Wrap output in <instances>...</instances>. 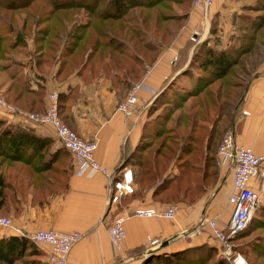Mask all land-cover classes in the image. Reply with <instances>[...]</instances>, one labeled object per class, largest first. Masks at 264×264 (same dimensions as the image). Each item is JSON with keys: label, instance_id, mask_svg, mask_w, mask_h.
Wrapping results in <instances>:
<instances>
[{"label": "trees", "instance_id": "16d2710c", "mask_svg": "<svg viewBox=\"0 0 264 264\" xmlns=\"http://www.w3.org/2000/svg\"><path fill=\"white\" fill-rule=\"evenodd\" d=\"M188 2L0 0V70L8 71L5 90L10 103L26 111L44 109L42 84L37 82L31 88L22 80L23 58L18 57L25 56L40 74L54 64L56 75L74 69L93 74L101 70L112 87L121 86L127 92L130 81L139 78L157 53L156 44L147 35L165 43L171 27L176 30L183 19ZM250 9L258 13L241 14L238 20H243L244 26L238 27L237 35L224 46L215 35L210 44L207 40L195 43L185 68L151 101L137 142L123 161L132 167L136 185L129 194L141 195L151 189L154 200L192 203L215 182L217 167L208 165L207 153L219 134L216 126L230 125L229 109L235 113L240 106L246 59L256 51L264 53V0H257ZM27 36H31V52L25 50ZM231 73L243 83L239 95V83L227 79ZM63 99L58 94L61 119ZM163 107L169 113L159 116L155 111ZM51 144L49 136L36 135L30 128L0 118V215L17 207V197L28 190L40 202L38 197L67 189L73 167L70 153L62 146L49 151ZM170 167L175 173H167ZM203 250L214 252L199 244L169 253H150L145 262L198 264ZM259 251L264 257V248ZM39 254L25 236L0 237V264H43ZM216 262L210 258L208 264Z\"/></svg>", "mask_w": 264, "mask_h": 264}, {"label": "crops", "instance_id": "0c3cea01", "mask_svg": "<svg viewBox=\"0 0 264 264\" xmlns=\"http://www.w3.org/2000/svg\"><path fill=\"white\" fill-rule=\"evenodd\" d=\"M256 1L212 0L205 15L201 7H192L188 2L183 11V19L176 30L171 27L165 43L159 44L156 37L147 35L156 44L157 53L139 78L130 81V84L142 81L152 91H137L138 101L129 115L116 109L126 89L121 86L112 87L101 70L93 74L89 70L74 69L69 74L56 75L54 64L40 74L34 64L24 58L20 71L22 80H26L31 88H35L37 82L42 84L43 108L47 93L56 89L57 95L64 96L61 108L64 122L82 138L96 140L95 159L113 171L116 178L126 169L133 176L132 167L123 161L137 142L147 108L153 98L185 68L195 43L208 39L212 34V26L215 28L214 35L224 46L231 36L237 35L238 17L243 13H251L253 10L250 8ZM248 61L242 74L245 84L240 106L235 113L229 111L227 116L231 124L228 126L233 131L237 144L259 153L264 146V53L256 51L249 56ZM9 105L21 110L12 103ZM242 111L247 114H242ZM0 118L8 123L30 128L36 135L52 138L49 151H55L61 146L48 125L24 122L20 117L7 112H1ZM68 157L72 164L71 155L68 154ZM175 171L174 167L167 169V173ZM223 175L217 169L215 182L192 203L154 200L149 189L141 195L124 194L116 204L111 205L105 174L87 169L80 175H75L72 167L65 191L38 197L40 202L35 199L31 190L26 191L23 197L18 196V208L10 207L4 213L10 218L11 225L0 229V237H27L35 229H75L81 232V237L67 254L66 264H135L150 253H169L204 243L216 245L208 237L205 223L201 224L205 231L197 230L198 227L201 228L197 223L200 218H227L229 207L226 204V194L230 188V174L227 173L225 179ZM27 179L28 177L25 178ZM135 188L133 182V190ZM169 203L178 204V210L171 219L131 215L132 209L139 205L161 208ZM116 214L124 216L125 236L120 249L113 254L107 227ZM146 236L158 238L159 245L151 249L145 243ZM32 244L40 252L38 259L46 264L49 247L46 244Z\"/></svg>", "mask_w": 264, "mask_h": 264}, {"label": "built area", "instance_id": "2783aa9c", "mask_svg": "<svg viewBox=\"0 0 264 264\" xmlns=\"http://www.w3.org/2000/svg\"><path fill=\"white\" fill-rule=\"evenodd\" d=\"M211 2L212 0H190V5L201 7L205 15ZM139 89L152 91L142 81L134 82L117 104L116 109L125 115L131 114L138 101L137 91ZM57 97V90H50L46 95V104L42 111L15 109L6 104L1 97L0 107L6 108L9 114L20 117L24 122L48 125L53 130L58 143L70 153L73 174L80 175L87 169L105 174L108 178L109 204H116L122 195L129 194L133 190L130 170H123L120 177L116 178L113 171L100 164L94 157L96 140L82 138L59 117ZM242 114L245 115L247 112L242 111ZM215 163L220 171L230 174V188L226 194V204L229 207L228 216L226 220L200 218V221L208 227V237L215 241L220 250L228 237L246 226L258 207L261 192L264 191V146L259 153H255L249 147L237 144L234 141L233 131L228 128L223 132L217 144ZM177 210V203H169L161 208L139 205L132 209L131 215L142 218L171 219ZM123 220L124 216L116 214L107 227V236L113 254L118 252L125 236ZM10 225V218L0 215V228ZM26 236L35 244H46L49 247L45 258L46 264H66V256L73 244L80 239L81 232L75 229H35ZM145 243L152 249L159 245L160 240L146 236ZM220 255L226 257L224 248L220 250Z\"/></svg>", "mask_w": 264, "mask_h": 264}, {"label": "rangeland", "instance_id": "374dc122", "mask_svg": "<svg viewBox=\"0 0 264 264\" xmlns=\"http://www.w3.org/2000/svg\"><path fill=\"white\" fill-rule=\"evenodd\" d=\"M255 13H258V12L252 11L250 14H255ZM204 22H206V20ZM212 24H211V26H212ZM244 24H245V22L243 20L242 21L237 20V27H236L237 30H238V27H240V26L243 27ZM214 30H215V28L212 26L211 27L212 34H211V36H209L208 39H206L209 42L208 44H210L214 38ZM236 32L238 33V31H236ZM250 32L251 31H249V33ZM254 34H255V32H254ZM30 37L31 36H27L25 39V50L27 52L28 51L31 52L33 50L32 41H31ZM192 38H193V36H192ZM194 41L195 40H193V42ZM25 57H21V58L18 57V59L23 58L22 60H24ZM248 60H249V58L246 59V61L249 63ZM12 67H13V65L9 67V70H11ZM26 69H28V68L26 67ZM227 79L230 82H233V83L238 82L239 83L238 88L236 90V94L239 95L242 88H243V83L241 81H239V78H237L234 73L233 74L231 73L230 77H228ZM8 83H9L8 71H5V70L1 71L0 70V87L3 86V89L0 90V97L3 99V101L6 104L9 105L11 101L9 100L8 93L4 89V88H6V86H8ZM11 83L14 84L13 82H11ZM167 109L168 108L163 107V108L159 109V111L156 110L155 112H157V114H159V116H165L164 115L165 112L169 113V111H167ZM230 109H229V111H231ZM1 112L6 113L7 112L6 108L0 107V113ZM7 113H9V112H7ZM229 127L230 126H228V124H225V123H221L220 126L217 124L215 131L216 132L219 131V134L213 143V147L211 148V151L207 153L208 165L212 164V166H213V164H214L217 167V169H218V166L215 163L214 152L216 151V147H217V144L220 140L221 135ZM152 144H153V142H152ZM211 168H213V167H211ZM223 174H224L223 179H225L227 177V172H223ZM223 179L221 178L222 181H223ZM4 216H6V215H4ZM226 219H224V220H226ZM201 223H202L201 221H199L197 223V225L201 226V228H199L196 225V227H198L197 230H199V231L204 230V227H203V225H201ZM0 229H2V228H0ZM195 231H196V229H195ZM257 240L258 241L261 240V241L258 242ZM204 244L208 245V243H204ZM209 244H211V243H209ZM208 246H209V250L210 249L212 250V248H213L214 252L213 253L212 252L207 253L205 250H203V252L199 253L198 258L200 260H199L198 264H208V261L210 260V258H215L217 260L216 264H235V261H237L238 259H241L243 264H264V257L261 256V253L259 251V250H262L264 248V194L263 195L261 194L258 207L255 209L251 219L246 224V226L244 228H242L241 230H239L238 232H235L232 236L228 237L225 245L222 248H220V250L223 248L225 249L226 257L220 255V250L218 249L219 247L217 248L216 245H208ZM146 257L147 256L142 258L139 263H135V264H147L145 262Z\"/></svg>", "mask_w": 264, "mask_h": 264}, {"label": "bare ground", "instance_id": "6f19581e", "mask_svg": "<svg viewBox=\"0 0 264 264\" xmlns=\"http://www.w3.org/2000/svg\"><path fill=\"white\" fill-rule=\"evenodd\" d=\"M235 264H243V262L241 261V259H238L237 261H235Z\"/></svg>", "mask_w": 264, "mask_h": 264}]
</instances>
